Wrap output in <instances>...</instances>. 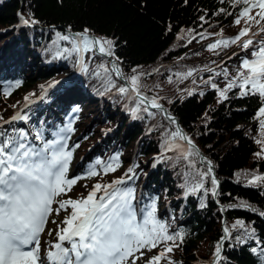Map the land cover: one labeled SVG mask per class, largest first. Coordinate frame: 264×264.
<instances>
[{
    "label": "trees",
    "instance_id": "16d2710c",
    "mask_svg": "<svg viewBox=\"0 0 264 264\" xmlns=\"http://www.w3.org/2000/svg\"><path fill=\"white\" fill-rule=\"evenodd\" d=\"M239 9L229 0H0V84L11 88L8 95L0 92V116L4 117L7 101L22 102L36 96L46 83L60 80L50 96L26 110L28 125L42 129L50 140L69 124L74 134L79 132L70 147L68 177L73 162L84 155L89 170L99 172L90 178L84 174L90 181L104 184L132 176L119 187L135 189V207L147 210L155 203V215L168 224L169 232L184 235L183 243L178 240L179 247L168 254L180 260L175 264H215V248L209 252V247L225 236L219 264H264V216L259 214L264 212V184L247 183L252 174L264 175V157L255 155L261 151L256 143L262 138L256 115L261 102L257 96H240L238 87L221 101L217 89L204 83L211 77L223 89L237 73L245 56L240 46L230 44L212 51L207 45L238 33L243 27V22L234 24ZM21 11L38 23L23 24ZM86 28L94 37L113 40L115 55L87 52V71L76 74L78 54L57 56V51L72 45L57 41L56 33L72 36ZM229 51L236 55L226 59ZM112 61L124 77L131 76L133 69L146 73L140 77L141 92L149 101L157 97L163 111L146 101L133 113L138 100L116 90L127 85V79L123 77L125 83L112 73L116 87L109 88L106 77L93 75L100 64L111 68ZM189 69L196 70L192 76L177 77L176 73ZM16 81L20 86L12 87ZM187 90L193 94L189 96ZM145 106L154 115L144 112ZM165 112L175 118V124L165 118ZM177 126L199 150L195 169L206 170L207 161L212 162V175L218 181L216 196L210 191L211 177L204 180L203 189L190 192L195 170L176 159L177 151L163 149ZM177 142L186 146V141ZM117 156L118 161H113ZM110 162L119 167L105 174L104 166ZM81 182L71 190L79 192ZM237 220L245 227L233 228ZM251 229L255 232L249 236L246 233ZM161 247L143 251L145 255L157 253ZM252 248L257 251L253 253Z\"/></svg>",
    "mask_w": 264,
    "mask_h": 264
},
{
    "label": "snow or ice",
    "instance_id": "6c2138e0",
    "mask_svg": "<svg viewBox=\"0 0 264 264\" xmlns=\"http://www.w3.org/2000/svg\"><path fill=\"white\" fill-rule=\"evenodd\" d=\"M229 2L233 7L240 6L234 24L239 26L243 22V27L234 37L216 40L207 47L215 51L221 47L227 48L230 44L238 45L245 56L241 60L236 75L223 89H219L215 83H212L211 77L204 83L211 84L213 89H217L221 101L228 99V91L237 87L240 96L252 95L259 98L261 106L256 115L259 119L262 138L256 140V143L261 145V151L255 155L264 157V35H261L264 34V0H229ZM220 11L223 12L225 9ZM21 19L25 25L38 23L23 17ZM200 19L203 20L204 17ZM88 32L87 28L72 36L57 32V41H69L72 47H65L55 54L57 56L78 54L81 71H87V66L83 62V53L98 51L101 55L109 57L115 55L113 40L89 37ZM199 35L202 39L205 38L203 33ZM216 35H222V32ZM192 38L195 39V37ZM98 68L99 71L94 72L93 75L106 77L105 84L109 88L116 87L111 80L112 73L117 77H124L115 61L111 62V68L105 64H100ZM194 71L196 70L189 69L186 73H176V75L178 78L187 79L193 75ZM209 71L212 70L209 69ZM132 72L131 76L124 77L129 83L117 87L116 90L129 99L138 100L133 113L138 111L141 105H145L146 101L151 108L163 111V106L158 102L157 97H152L149 101V98L141 92L140 77L146 73H138L136 69ZM220 74L217 73V75ZM223 75L227 77L228 72L225 70ZM19 86L20 81H16L12 87ZM10 91L11 88L5 89L4 94L8 95ZM187 91L189 96L193 94L192 90ZM199 94L204 95L203 92ZM143 111L150 116L154 115L147 106L143 108ZM165 118L172 124L176 123L175 118L167 112H165ZM27 119V115H21L19 112L10 120H4L0 116V264H137L140 257L145 255L142 249L151 251L158 245L162 246L161 250L148 258L146 264H160L165 258H168V264H174L168 254L179 247L176 243L178 240L183 243V233L169 232L168 224L155 215V203H152L147 210L137 209L133 203L136 199L135 189L118 187L125 183V178L104 184L97 182L87 196L77 199H57L70 192L72 186L81 178L67 177L72 151L67 150V137L62 133L72 131V126L69 124L67 128L61 129L54 140H45L43 134L38 131L33 133L23 128L3 127V125L12 124L13 121ZM177 139L186 141V146L179 144ZM36 141L40 143L37 144ZM162 147L165 151H177L176 159L185 160L195 170L189 187L190 192L195 193L203 189L204 180L211 177L210 191L213 196L217 195L218 181L212 175V162L207 161L206 170L195 169V158L200 157L199 150L191 138L187 137L178 126L169 134ZM112 159L118 161V156ZM116 167H119L118 163L114 166L110 162L104 166V173L114 172ZM127 171L135 175L133 168ZM97 175L99 172L94 168L87 172L89 178ZM126 179L131 180L132 176L126 174ZM247 183L257 186L264 184V175L252 174ZM97 193L101 195L97 196ZM54 203L58 204L55 209L52 207ZM204 206L202 203L201 207ZM240 206L251 208L247 204ZM61 210L68 212V215L57 226L55 239L46 242L47 246L42 252L40 236L45 230L48 217L52 212L59 214ZM252 210L255 211V209ZM259 214L264 216V212ZM138 215H142V220L138 219ZM237 226L245 227L241 220H237L232 227ZM224 232L228 234L229 229L225 227ZM254 232L255 230L251 229L246 234L252 236ZM48 234L51 236L52 230ZM226 238L227 236L222 237L215 247V264H219L221 244ZM251 251L255 253L257 249L252 248ZM261 252L264 253V249H261ZM136 253H139V256Z\"/></svg>",
    "mask_w": 264,
    "mask_h": 264
},
{
    "label": "rangeland",
    "instance_id": "374dc122",
    "mask_svg": "<svg viewBox=\"0 0 264 264\" xmlns=\"http://www.w3.org/2000/svg\"><path fill=\"white\" fill-rule=\"evenodd\" d=\"M20 14H21V17H23L24 19H27L22 11L20 12ZM21 22H22V19H21ZM74 33H76V32H74ZM79 33H81V32H79ZM88 34H90V33H88ZM89 37H94V36L92 34H90ZM83 54H82V57H83ZM231 55H233L232 51L227 52L226 53V59L231 57ZM85 58H86V53H85ZM83 62H84V60H83ZM80 70H81V67H79L78 72H76V74H78L80 72ZM123 81L125 83H127V81L125 79ZM51 84H52L51 88H53L54 87L53 85L60 84V80L59 81L55 80V81L46 83L36 96L30 97L29 99L24 100L22 102H17V101H13V100L7 101L8 105L3 111V113H4L3 119L4 120H10V118L16 114L17 109H19L20 106L25 101L32 99L33 102H37L36 100H38L39 98L42 97V94L47 90L48 86H50ZM9 86L10 85L7 83L0 84V92L5 91V89H7ZM38 101H41V99ZM25 112H26V110L24 111V113ZM3 127H5V128H11V127L23 128V129H26L29 132H33V133L38 131V132L43 134L45 140H50V139H48L47 136H45V133L42 129H40L38 127H32L31 128V126H29L26 122H24V120L13 121L12 124H10V125L6 124V125H3ZM62 134L67 137V140H66L67 150L71 151L70 147L73 146L76 143V141L78 140L79 132L77 134H74V131L72 130L70 132H64ZM85 160H86L85 155L76 159L73 162L72 172L70 173V176L68 177L69 179L81 177L80 179L77 180V182L82 181L80 183L81 186H80L79 192H76V190H74V188H73V190H71L70 192H67L65 195H62L61 197H58L57 199H68V198L77 199V198H80L81 196H87L88 192L92 189V186L95 185L97 182H99V181H95V182L90 181L89 179L85 178L84 174H87V172L89 171L88 165L86 164ZM70 162H71V160H70ZM148 164H149V162H148ZM215 178H217V177L215 176ZM116 179H120V178H116ZM116 179H113V180H116ZM113 180H111V181H113ZM125 180H128V179L125 178ZM103 182H105V181H102L100 183H103ZM99 194L100 193H97V196H99ZM57 207H58V204L54 203L53 209H55ZM68 211L70 212V209ZM66 215H68V212H65L63 210H61L59 214H57L56 212L51 213L50 218H49L48 223H47V226H46V231L40 237L41 251L42 252L44 251L45 247L47 246L46 242H51L55 239V230H57V226L65 218ZM50 230H52V232H53V234L51 236L48 234ZM215 246L216 245L212 243L209 247V252H210V250H213L215 248ZM141 251H143V249ZM158 253H159V251L157 253H149L147 255H144L143 257H140V259L137 261V264H146L148 258H150L152 255H155ZM136 255L139 256V253H137ZM170 259L174 262V264L178 263L180 261L179 259H173L171 257H170ZM160 264H168V258L163 259L160 262Z\"/></svg>",
    "mask_w": 264,
    "mask_h": 264
},
{
    "label": "water",
    "instance_id": "95a60500",
    "mask_svg": "<svg viewBox=\"0 0 264 264\" xmlns=\"http://www.w3.org/2000/svg\"><path fill=\"white\" fill-rule=\"evenodd\" d=\"M75 33H73V35H74ZM89 36H90V34H88ZM83 60H85V54L83 55ZM122 79H123V77H121ZM124 80V79H123ZM181 131L183 132V129L181 128ZM185 134V133H184ZM212 167H213V165H212ZM213 169H214V167H213ZM219 185L221 186L222 185V183L221 182H219Z\"/></svg>",
    "mask_w": 264,
    "mask_h": 264
},
{
    "label": "bare ground",
    "instance_id": "6f19581e",
    "mask_svg": "<svg viewBox=\"0 0 264 264\" xmlns=\"http://www.w3.org/2000/svg\"><path fill=\"white\" fill-rule=\"evenodd\" d=\"M50 94H51V91H49V96H50ZM36 143L38 144V143H39V141H37ZM99 195H101V193H100Z\"/></svg>",
    "mask_w": 264,
    "mask_h": 264
}]
</instances>
